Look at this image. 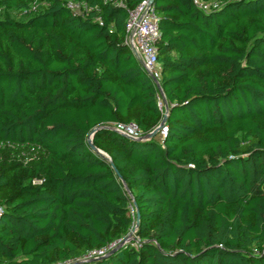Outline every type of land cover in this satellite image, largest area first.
<instances>
[{"label": "trees", "instance_id": "16d2710c", "mask_svg": "<svg viewBox=\"0 0 264 264\" xmlns=\"http://www.w3.org/2000/svg\"><path fill=\"white\" fill-rule=\"evenodd\" d=\"M73 1L0 0V264H264V0H153L157 80Z\"/></svg>", "mask_w": 264, "mask_h": 264}, {"label": "built area", "instance_id": "2783aa9c", "mask_svg": "<svg viewBox=\"0 0 264 264\" xmlns=\"http://www.w3.org/2000/svg\"><path fill=\"white\" fill-rule=\"evenodd\" d=\"M194 2L203 10L218 7L217 2L205 3L198 0H194ZM68 6L74 14L80 13V5L73 0H69ZM127 32L129 45L140 58L150 76L157 80L159 77V60L156 42L160 37L159 20L157 12L149 0H143L134 10L130 11ZM165 115L167 116V111ZM114 129L135 139L143 137L142 131L135 124H116ZM167 131L168 128L164 126L161 133L166 134ZM119 243H112L100 250L91 251L83 260L102 257L117 247Z\"/></svg>", "mask_w": 264, "mask_h": 264}, {"label": "water", "instance_id": "95a60500", "mask_svg": "<svg viewBox=\"0 0 264 264\" xmlns=\"http://www.w3.org/2000/svg\"><path fill=\"white\" fill-rule=\"evenodd\" d=\"M149 2L152 4L153 0H149ZM166 118L167 116L165 115L163 120L161 121V123L153 130L151 131L150 133L146 134L145 136L139 138V139H135V138H132L131 136L129 135H126L124 133H121L123 134L125 137L129 138V139H133V140H150L154 137H156L159 132L162 130V128L164 127V124H165V121H166ZM98 129H94L89 137V143L90 145L96 149V147L94 146L93 144V135L94 133L97 131ZM128 240H131V234H129L123 241H121L117 247H115L111 252L115 251L116 249L122 247Z\"/></svg>", "mask_w": 264, "mask_h": 264}, {"label": "rangeland", "instance_id": "374dc122", "mask_svg": "<svg viewBox=\"0 0 264 264\" xmlns=\"http://www.w3.org/2000/svg\"><path fill=\"white\" fill-rule=\"evenodd\" d=\"M156 139H157V140H160V139H161V136L157 135V136H156ZM130 242H131V240H128V241L124 244V246L127 245V244L130 243Z\"/></svg>", "mask_w": 264, "mask_h": 264}]
</instances>
